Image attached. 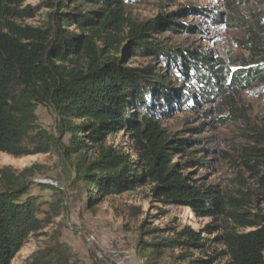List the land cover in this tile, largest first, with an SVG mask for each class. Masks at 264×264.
I'll return each instance as SVG.
<instances>
[{
    "label": "trees",
    "instance_id": "trees-1",
    "mask_svg": "<svg viewBox=\"0 0 264 264\" xmlns=\"http://www.w3.org/2000/svg\"><path fill=\"white\" fill-rule=\"evenodd\" d=\"M128 1L48 0L46 26L31 27L23 22L33 17L34 9L22 7L24 0H0V153L20 159L61 149L73 162L75 181L85 184L89 210L147 184L151 199L163 207H183L198 218L220 221L213 228L220 232L214 242L224 248L225 264H264V216L251 211L253 197L244 192L229 197L214 186L189 182L174 157L191 141L171 138L158 121L176 104L190 109L207 101L232 108L242 92L255 84L264 88L261 21L241 22L244 36L239 47L246 56L232 70L206 51L166 49L151 40L152 33L163 29L201 33L200 27L177 24L173 16L197 12L214 21L217 12L189 7L137 23L125 16ZM124 42L131 52L155 59L169 72L162 74L152 64L144 69L125 65L119 56ZM167 78L181 83L177 93L171 94ZM39 107L54 113L59 136L68 135L67 145L40 126ZM119 132L132 139L136 158L107 144L108 137ZM243 156L251 173L264 169V149L248 148ZM33 169L18 174L9 167L0 170V264H10L29 237L59 215L58 203L43 211V203L30 195L32 186L54 190L31 182ZM256 183L264 192V173L256 175ZM141 231L142 236L159 232L144 227ZM142 236L139 246L145 264H157L176 250L181 251L176 259L185 260L187 252L206 249L205 238L190 228L154 236L149 243ZM24 264L85 263L56 243L35 252ZM90 264L103 263L93 257Z\"/></svg>",
    "mask_w": 264,
    "mask_h": 264
},
{
    "label": "rangeland",
    "instance_id": "rangeland-1",
    "mask_svg": "<svg viewBox=\"0 0 264 264\" xmlns=\"http://www.w3.org/2000/svg\"><path fill=\"white\" fill-rule=\"evenodd\" d=\"M47 1L24 0L22 7L33 8L34 15L23 23L31 27L46 26L48 11L44 6ZM189 7L213 10L219 17L213 21L197 12L173 16L172 20L177 24L200 27L201 33L163 29L152 33L151 40L166 49L206 51L227 68H237L236 62L246 56L239 47L244 36L240 24L260 20L264 27V0H130L126 2L124 12L128 19L145 23ZM119 56L131 68L144 69L152 64L162 74L169 72L166 67L156 64L155 59L131 52L128 42L122 44ZM167 79L171 94L177 93L175 88L181 83ZM183 91L189 95V89L183 88ZM36 114L40 126L58 138L61 145H67L68 135L59 136L54 113L39 107ZM158 121L171 138L191 141L183 153L174 157V163L189 182L197 186H214L229 197H237L239 192L250 193L253 197L251 211L264 216V192L256 183V175L262 176L264 169L251 173L245 168L243 156L248 148L264 149L263 87L255 84L242 92L232 108L207 101H198L197 107L190 109L176 104L163 112ZM107 144L136 158L134 143L127 133L108 137ZM31 166L34 169L29 180L51 185L54 190L32 186L30 195L43 203L41 210H49L48 204L58 203L60 212L44 230L29 237L10 264H24L35 252L56 243L65 245L85 264H90L93 257L103 264H145L141 257L143 246H139L141 227L148 232L159 231L157 235L142 236L148 243L153 242L154 236H170L173 231L180 232L183 228L198 232L206 240V249L201 253L191 250L185 260H179L176 257L181 251L176 250L170 257H162L157 264H196L195 260L207 264L227 262L224 248L214 242L220 235L213 231L221 225L219 220L198 218L183 207H163L151 199L147 184L133 193L108 198L89 210L85 205V184L75 181L73 162L63 156L61 149L20 159L0 153V170L9 167L18 174ZM253 168L257 169L256 166ZM90 236L93 243L88 242Z\"/></svg>",
    "mask_w": 264,
    "mask_h": 264
},
{
    "label": "built area",
    "instance_id": "built-area-1",
    "mask_svg": "<svg viewBox=\"0 0 264 264\" xmlns=\"http://www.w3.org/2000/svg\"><path fill=\"white\" fill-rule=\"evenodd\" d=\"M50 184H52V183L50 182ZM88 242L93 243V242H92V236H90V237L88 238Z\"/></svg>",
    "mask_w": 264,
    "mask_h": 264
}]
</instances>
